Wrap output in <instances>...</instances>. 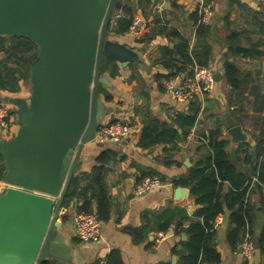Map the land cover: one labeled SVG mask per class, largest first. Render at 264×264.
<instances>
[{
	"label": "crops",
	"instance_id": "1",
	"mask_svg": "<svg viewBox=\"0 0 264 264\" xmlns=\"http://www.w3.org/2000/svg\"><path fill=\"white\" fill-rule=\"evenodd\" d=\"M202 3L209 5L215 13L209 23L211 33L204 40L206 53L209 52L206 65L214 74H221V78L203 103L197 101L200 105L197 123L185 138L180 118L189 115L195 102L177 101L172 92L166 90L164 82L178 79L176 85H179L180 79L192 73L191 68H186L181 53L188 52L193 58L194 52L202 50L198 35ZM127 6L134 10L131 29L126 34L109 30L107 41L128 47L139 60H129L124 65L107 58L102 76L111 82V86L101 85L98 95L105 108L101 124L121 121L137 125L139 129L117 144L91 141L85 145L80 157L81 167L75 176L81 178V175L103 167L111 201L109 212L101 220L102 238L97 242H82L76 235L73 221L86 197L79 189L88 185L80 181L79 194L71 204L63 205L59 216L63 249L58 258L47 261L56 264H178L191 239L187 228L203 220L195 216L200 207L196 205L190 188L181 187L187 189L188 194L177 199L176 190L180 186H174L173 182L189 179L199 168L201 159L211 153V132H216L213 138L226 142L230 162L239 173L246 174L248 180L252 179L248 194L256 248L253 258L246 260L228 244L227 234L232 224L229 220L231 212L226 211L214 224L215 244L221 255L219 264H264V254L256 246V239L264 230V186L259 174H252L254 168L260 167L264 161V6L257 0H121L116 15L123 13ZM156 21H164L169 32L155 36L152 25ZM136 23L144 24L145 28L151 25L148 32L153 37L149 42L139 43L141 34ZM170 30L176 31L178 37ZM231 35L237 38L236 46L250 50L251 56L231 53ZM5 57L4 52H0L6 68H18L11 61L13 58L6 60ZM108 61H111L110 65H107ZM228 61L235 63L240 72V86L236 90L225 75ZM24 62L25 66L19 70L30 71L29 81H19L18 92H12L9 85L0 88V106L11 112L8 128L0 127V131L8 134L6 137L0 134V156L5 176L7 167L2 150L5 144L19 139L31 116V71L38 59ZM148 126H156L164 133L159 138L161 142L140 144ZM234 126L242 128L244 141L232 140L228 132ZM5 176L0 179V194L8 187ZM149 176H158L171 186L136 196L135 187ZM259 185L262 189H257ZM231 189L232 184L224 182L222 193ZM91 201L92 207L96 208L97 202ZM175 207L183 208L188 218L177 216L168 234L158 241L157 234L160 233L153 229L156 217Z\"/></svg>",
	"mask_w": 264,
	"mask_h": 264
},
{
	"label": "water",
	"instance_id": "2",
	"mask_svg": "<svg viewBox=\"0 0 264 264\" xmlns=\"http://www.w3.org/2000/svg\"><path fill=\"white\" fill-rule=\"evenodd\" d=\"M119 1L0 0V35L38 49L24 57L38 59L31 116L19 139L2 150L8 187L0 194V264H44L60 256L59 216L105 113L99 87L111 82L102 76L103 64L139 60L128 47L107 41ZM220 78L214 74L215 82ZM228 133L234 142L245 140L240 126ZM187 194L176 190L177 199Z\"/></svg>",
	"mask_w": 264,
	"mask_h": 264
},
{
	"label": "trees",
	"instance_id": "3",
	"mask_svg": "<svg viewBox=\"0 0 264 264\" xmlns=\"http://www.w3.org/2000/svg\"><path fill=\"white\" fill-rule=\"evenodd\" d=\"M133 8L126 7L123 13H120V18H116L113 25L111 24V31L117 34H126L131 29L133 24ZM264 13V10H263ZM229 24V21H228ZM207 25H200L198 27V35L201 42L202 50L200 52H194L193 58L188 52L181 53V58L184 61L186 68L193 71L195 63L199 66H207L209 52L206 53L207 47L204 43L205 37L211 33V27ZM155 36L168 33L169 29L164 21L153 22ZM148 26L144 32L140 35L139 43H147L153 36L150 35ZM173 36L178 37L176 31L170 30ZM230 51L234 56H251L250 50L244 49L240 46H236V36H230ZM185 44V43H184ZM186 45V44H185ZM36 50V45L30 41L16 37L7 39L6 37L0 38V52H4L6 60L16 58L22 60V57L27 54H31ZM259 55V53L253 52ZM111 61H108L107 65H110ZM184 69V68H180ZM116 67L113 68V75L116 73ZM179 70V71H180ZM191 71V72H192ZM192 74V73H191ZM225 75L233 89H238L240 86V72L238 67L233 62L225 63ZM30 77V71L22 72L18 69L6 68L0 59V88L5 89L9 85L12 92H18L19 81L22 79H28ZM195 102L188 116L180 118V125L183 129V135L186 138L191 129L195 127L200 112V105ZM164 136V133L159 132L158 127L148 126L143 132L141 139V145H154L158 144L162 140L159 139ZM213 136H216V132H211V141L209 147L211 153L208 157L201 159L198 163L199 168L192 172V175L187 180H176L173 182L174 186L190 188L191 195L195 199V203L199 206V210L196 212V217L203 220L201 223L192 224L187 228V234L191 236L190 242L186 245V251L182 255L178 264H219L221 261V255L218 252L215 244V230L214 224L217 219L226 214V211L231 212L229 220L232 224V228L228 231L227 242L233 248L234 251H238L244 237L249 232L253 236L252 224L253 215L252 207L249 202V187L251 180H248L246 174L239 173L229 160V156L226 152V142L217 141ZM205 145V144H204ZM202 149V148H201ZM102 168L95 169L91 174H83L80 177H74L71 186L68 190L64 205L68 206L73 201V198L77 196L79 183L84 181L88 183L86 187L80 188L81 194L85 193V203L78 213L85 211L90 214H95L100 220L106 215L111 208V201L108 195L105 178L102 172ZM254 175L259 174V178L264 186V161L260 167H256L253 170ZM5 176V167L3 159L0 156V179ZM224 182H230L233 186L228 193H222V187ZM257 189H262L259 185ZM249 193V194H248ZM97 202L96 208L92 207V201ZM187 213V212H186ZM179 216L183 219L188 217L185 215L183 208L175 207L168 209L156 217L154 222V228L156 233L168 234L173 226L175 218ZM256 246L264 254V230L261 236L256 239ZM112 259V258H111ZM44 264H56L52 261H46Z\"/></svg>",
	"mask_w": 264,
	"mask_h": 264
},
{
	"label": "built area",
	"instance_id": "4",
	"mask_svg": "<svg viewBox=\"0 0 264 264\" xmlns=\"http://www.w3.org/2000/svg\"><path fill=\"white\" fill-rule=\"evenodd\" d=\"M259 4L264 6V0H257ZM201 19L200 25L209 24L214 18V11L205 3L199 7ZM120 18V14L114 17ZM113 20V21H114ZM139 26V34L144 32L145 25L136 23ZM178 79L167 80L164 82L166 90L172 92L173 97L182 103L204 102L215 89L214 72L209 66H199L195 64L192 74L180 79L181 83L176 85ZM10 110L5 106H0V127L8 128V118L10 117ZM139 127L131 123H124L121 121L101 124L94 136L93 141L98 143H120L137 131ZM171 186L162 181L158 176L145 177L135 187L134 194L136 196H144L153 190L161 189ZM76 235L82 242H97L102 238V222L95 214H90L81 211L76 214ZM158 241L163 240L165 235L157 234ZM255 239L248 232L243 239V242L238 250L246 260H251L255 254Z\"/></svg>",
	"mask_w": 264,
	"mask_h": 264
},
{
	"label": "rangeland",
	"instance_id": "5",
	"mask_svg": "<svg viewBox=\"0 0 264 264\" xmlns=\"http://www.w3.org/2000/svg\"><path fill=\"white\" fill-rule=\"evenodd\" d=\"M3 37H6L7 39H10V38H16L15 36H11V35H7V36H1L0 35V38H3ZM37 52H38V49H37V46H36V50L35 51H33L31 54H29L30 56L31 55H33V54H37ZM28 55V56H29ZM12 62H13V64L14 65H16L18 68V70L19 69H23V66H25L24 65V60L22 61V60H18V59H16V58H13L12 60H11ZM32 72H33V67H32V71H31V81H32ZM25 80V82H28L29 81V78L28 79H24ZM29 84H30V82H29ZM25 86H27V83H25ZM0 134H2V136H8V134H5V133H3L2 131H0Z\"/></svg>",
	"mask_w": 264,
	"mask_h": 264
}]
</instances>
